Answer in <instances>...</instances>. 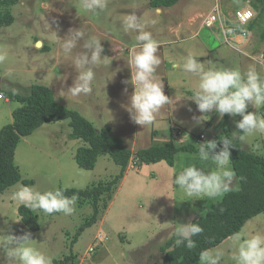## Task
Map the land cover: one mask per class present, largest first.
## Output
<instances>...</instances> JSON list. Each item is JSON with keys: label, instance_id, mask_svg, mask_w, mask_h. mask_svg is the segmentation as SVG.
<instances>
[{"label": "rangeland", "instance_id": "rangeland-1", "mask_svg": "<svg viewBox=\"0 0 264 264\" xmlns=\"http://www.w3.org/2000/svg\"><path fill=\"white\" fill-rule=\"evenodd\" d=\"M148 3L149 0H105L106 7L96 13L85 10L81 0H16L11 4L8 11L13 20L0 26V53L6 55L5 61L0 62V128L12 121V111L20 105L7 98L8 94L26 95L32 85L42 84L52 89L58 102L77 110L95 129L109 127L132 152L161 144L171 137L176 143L196 146L216 137L224 117L220 119L215 112L197 110L190 98L198 77L174 64L182 65L191 55L202 61L205 68L239 69L241 73L255 68L264 78V23L253 29L246 27L244 36H229L230 31L225 28L222 31V25L228 24L225 16L231 17L234 9L244 4L242 0L237 5L235 0H177L173 6L158 11ZM215 4L219 6L222 25L217 22L215 26L208 25L209 28L203 21ZM251 8L253 15H257ZM129 14H135L144 30L151 32L157 41L161 64L156 74L162 80L160 73L165 71L169 80L168 87H164L165 95L170 97V102L164 105L169 112L162 106L150 125L136 124L127 110L133 86L124 82L130 80L128 56L138 34L125 30L124 20ZM178 26L177 33L168 30ZM78 28L86 38L96 37L101 41L102 55L107 56L110 65L94 69L90 94L74 97L67 90L77 75L74 60L82 49L78 45L71 54L64 53L58 37L63 38L69 29ZM37 41L41 45H36ZM259 108L250 105L248 111L263 115ZM239 119L237 115L229 121L240 149L264 155V133L240 140L241 133L234 123ZM68 121L45 122L20 138L14 151V164L22 180H32L27 185L40 191L84 189L119 172L120 167L107 154L99 155L92 169L80 168L74 153L85 142L71 137ZM130 164L111 198L100 202L97 221L78 233L77 229L92 212L87 200L77 199L71 215L33 211L39 229L26 227L18 213L20 205L11 197L14 186L23 183L22 180L0 193V229L12 235L30 232L33 239L30 243L49 256L52 264L55 260L57 264H161L160 249L174 235L178 223H188L203 215L207 202L221 199L187 196L172 185L173 174L190 165L206 172L216 169L211 160H201L198 151L177 153L172 165L165 161L137 165L134 159ZM230 167L233 169L231 163ZM239 187L238 181L234 189ZM105 201L107 205L102 207ZM239 232L264 233V212L247 220ZM232 237L207 249L224 252L220 264H237L233 259ZM0 264H10L2 250Z\"/></svg>", "mask_w": 264, "mask_h": 264}, {"label": "clouds", "instance_id": "clouds-1", "mask_svg": "<svg viewBox=\"0 0 264 264\" xmlns=\"http://www.w3.org/2000/svg\"><path fill=\"white\" fill-rule=\"evenodd\" d=\"M81 2L82 7L92 13L106 7L105 0H81ZM124 26L126 31L138 33L135 37L136 43L128 56L130 80L124 82L133 86V91L128 96L127 110L131 120L136 124L150 125L162 106L170 102V97L164 93V83L156 74L161 64L157 55L159 45L151 32L144 30V26L135 14L126 17ZM58 39L64 53L71 54L78 45L82 49L75 56L74 66L78 71L67 91L74 97L90 94L95 80L94 69L101 65H110L107 56L102 55L104 49L101 41L96 37L86 38L80 28L69 29L63 38L58 37ZM5 59L6 55L0 53V62H4ZM175 67L198 77L196 89L190 99L200 113L215 112L220 119H223L225 114L230 117L239 115L241 119L234 120V123L241 133L240 140L257 133H264V115L248 111L250 105H264V78L255 68H250L246 73H241L239 69L205 68L202 61L191 55L184 59L182 65ZM196 123L199 124L200 120L196 119ZM231 148H233V140L227 136L221 137L219 144L216 140L199 143L200 159L211 160L216 170L206 172L195 165L187 166L179 173L173 174L172 185L182 189L189 197L203 195L214 199L233 191L238 181L244 178L237 177L230 167ZM11 197L18 205L49 215L53 213L71 215L78 199L77 195L68 197L59 189L40 191L34 186L23 183L14 186ZM178 224L174 233L177 237L176 245L183 244L188 249L194 248L195 242L192 238L202 233L203 228L192 222ZM31 241L33 239L30 232L12 235L5 234V230L0 229V250L4 252L10 264H52L51 258L33 246ZM232 241L233 259L237 264H264V233L238 232L233 235ZM223 256L224 252L219 249L204 250L199 259L201 264H220Z\"/></svg>", "mask_w": 264, "mask_h": 264}, {"label": "trees", "instance_id": "trees-1", "mask_svg": "<svg viewBox=\"0 0 264 264\" xmlns=\"http://www.w3.org/2000/svg\"><path fill=\"white\" fill-rule=\"evenodd\" d=\"M239 1L241 0H235L236 5ZM248 1L257 11V15L246 26L248 29H253L264 23V0ZM15 2L16 0H0V26L12 22L13 17L8 7ZM176 2L177 0H149L148 4L151 8L161 9L169 8ZM7 98L18 101L20 105L13 109L12 121L0 128V193L22 180L14 164V151L20 138L32 133L45 122L69 120L71 137L80 138L85 142V145L77 147L74 153V160L80 168L92 169L101 154H107L120 167L116 175L84 189H62L66 196L71 197L75 194L79 200H87L91 204L92 212L79 226L77 233L83 227L97 221L100 202L111 198L113 189L123 177L131 160L134 159L137 165L160 161L172 165L177 153L198 151L199 146L192 143L179 144L171 137L161 144H152L132 152L109 127L95 129L92 123L77 110L58 102L52 89L46 85L35 84L30 87L28 94L19 95L11 92ZM259 111L264 115V105L260 106ZM229 119L230 116L225 114L223 125L212 140H216L218 144L219 139L224 136L233 140L230 163L237 177L244 179L239 181L238 189L224 194L216 202H207L205 213L190 221L203 228L202 233L192 238L195 242L194 248L188 249L183 244L176 245L175 234L165 241L160 249L163 253L161 264H201L199 257L204 250L218 245L227 237L239 232L247 220L264 212V155L240 149L238 136L232 135ZM22 182L27 185L32 183V180H22ZM106 205L105 201L102 207ZM18 213L26 227L34 231L39 229L33 211L20 205ZM54 262L57 264L56 260Z\"/></svg>", "mask_w": 264, "mask_h": 264}, {"label": "built area", "instance_id": "built-area-1", "mask_svg": "<svg viewBox=\"0 0 264 264\" xmlns=\"http://www.w3.org/2000/svg\"><path fill=\"white\" fill-rule=\"evenodd\" d=\"M219 13H220L219 6L215 4L211 12L206 16L203 22L207 26L208 25L215 26L217 22H219L222 25V23L220 22ZM253 16H254L253 10L249 4V1L246 0L244 1V4L242 6L234 9L231 17H228L227 15L225 16V18L227 17L228 24L226 25L225 23V26L222 25V31L225 28L228 31H230L229 36L232 35L244 36L246 35L244 27H246L248 23L254 18Z\"/></svg>", "mask_w": 264, "mask_h": 264}, {"label": "crops", "instance_id": "crops-1", "mask_svg": "<svg viewBox=\"0 0 264 264\" xmlns=\"http://www.w3.org/2000/svg\"><path fill=\"white\" fill-rule=\"evenodd\" d=\"M156 10L158 11V10H160V9H156ZM178 28H179V26H178L177 28L169 27L168 30H169L171 33H177V32H178ZM209 28H210V27H209ZM175 65H177V64L175 63L174 66H175ZM160 78H162V80H163L164 87H168V83H169L168 81H169V80H168V78H167V75H166L165 71L160 73ZM164 78H165V79H164ZM172 83H174V82H172ZM163 108H164V110H165L166 112H169V108H168L167 106H164ZM152 136H153V137L157 136L155 130L152 131ZM135 138H136V136H134V138L132 139L133 142H134ZM133 142H132V143H133ZM126 147H128V146H126ZM128 148L130 149V147H128ZM130 163H131V161L129 162V164H128L127 167H130V166H129V165H131ZM127 169H129V168H127ZM127 169H126V170H127Z\"/></svg>", "mask_w": 264, "mask_h": 264}, {"label": "water", "instance_id": "water-1", "mask_svg": "<svg viewBox=\"0 0 264 264\" xmlns=\"http://www.w3.org/2000/svg\"><path fill=\"white\" fill-rule=\"evenodd\" d=\"M38 44H40V45H41V42H40V41H37V42H36V45H38Z\"/></svg>", "mask_w": 264, "mask_h": 264}]
</instances>
